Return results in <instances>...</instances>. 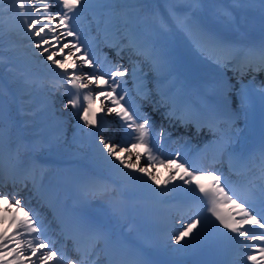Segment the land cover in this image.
Masks as SVG:
<instances>
[{
	"label": "snow or ice",
	"instance_id": "1",
	"mask_svg": "<svg viewBox=\"0 0 264 264\" xmlns=\"http://www.w3.org/2000/svg\"><path fill=\"white\" fill-rule=\"evenodd\" d=\"M260 3L264 7V0H260ZM88 6L89 0H12V7L24 25V34L32 40L34 49L39 50L38 55L43 57L41 63L60 77L64 84L65 93L69 97L65 107L77 108L78 114L82 113L79 119L91 127L96 124L93 105L102 98L99 111L106 115L115 113L119 118L124 129L123 137L115 142L111 137L107 139L104 135L98 137L101 152L108 163L117 172L140 180L151 192L160 195L171 192L167 185L178 178L183 185L189 186V190L202 194L200 200L206 211L215 217L213 223L218 222L215 224L216 233L218 236L228 237L237 249L244 250L245 264H264V141L258 150L246 157L233 148L232 130L235 123L233 117L222 121L223 128L215 123L209 126L216 137L221 157L228 153L229 159L238 164H243L245 159L259 161L262 178L259 184L250 181L247 185L237 186L216 169L200 168L187 161L180 162L179 153L166 156L163 152L164 130L157 131L150 117L142 113L139 107L129 103L126 99L128 91L124 88L126 82L117 79L123 77L127 69L121 70L122 66L114 65L103 70L102 62L92 56L91 45L86 40H81V33L73 21ZM54 7L58 10L53 11ZM2 23L0 18V25ZM207 39L211 41V37ZM2 43L3 31L0 28V44ZM212 43L215 44L214 41ZM127 46L135 55L150 60L156 67L166 63L154 46L144 43L135 35L128 37ZM215 46L229 51L223 45ZM86 66L90 71H85ZM224 66H228L227 61ZM238 70L241 72L264 70V42L260 45L258 56L248 60ZM37 86L43 85L37 83ZM138 94L142 98L147 97V93L143 91H139ZM161 103L169 108V112L166 113L169 118L179 119L184 124L193 122L190 118L191 113L187 110L177 115L174 101L170 104L162 99ZM101 121L104 124L108 123L104 117H101ZM167 135L171 136V133ZM141 160H144L143 164ZM19 163L17 158L13 167H17ZM161 165L170 169L169 177L163 181L154 172V169ZM124 169L129 171L125 172ZM3 170V129L0 128V177ZM132 170L141 175L133 176ZM153 185H163L164 188ZM13 187L15 189V184ZM93 191L99 195H109L114 190L105 185H98ZM0 203L5 205L0 209V212L5 213L0 216V223H4L9 218L7 214L11 213L8 227L0 231V264H89L102 241L109 252L110 264H149L142 253L128 250L119 239H113L103 224L84 219L70 222L73 235L67 238L73 240L74 250L79 257L73 259L63 248L56 247L57 241L47 234L49 228L39 213L22 202L18 190L0 193ZM225 206H228L227 210ZM208 222L209 218L206 217L205 227L197 230L193 236L197 225L201 224L200 216L196 215L174 235V242L179 244L189 236L192 240H199Z\"/></svg>",
	"mask_w": 264,
	"mask_h": 264
},
{
	"label": "rangeland",
	"instance_id": "2",
	"mask_svg": "<svg viewBox=\"0 0 264 264\" xmlns=\"http://www.w3.org/2000/svg\"><path fill=\"white\" fill-rule=\"evenodd\" d=\"M115 1L119 3L116 4V6H121V15L118 17V21L116 22L118 26H122V28L119 30H121L120 32H123L125 36L127 35V39L130 35H135L138 38L142 36L147 38L148 41H154L156 37L157 39L161 36L163 37V34L170 31V27H167V19H169L170 23L175 26V28L172 26V30L174 31L177 28L176 34L181 35V33H177V30L181 29L182 22H186V26L187 28H190L191 31L189 32L192 33V35H190L187 31V35H183L181 37L184 42L183 52L187 56L192 55L193 57H196L195 53L187 42L188 39L192 42V44H196L195 50L198 55L199 64L206 67L205 71L194 68L188 63L185 55H183L181 59L180 52L176 49L174 50L170 44L171 38L164 36L162 39H160L159 44L166 48L165 56H163L164 60L166 61L165 57H167L168 62L170 63L156 67L150 60H148L146 64L150 63L152 65L151 81H145L140 87H138L139 91L154 95H150V98L147 99H143L142 97L136 98L134 97V94L128 90V97H126V99L129 100V103L139 107L142 113L147 114L150 117L154 128L156 115L152 114L151 106L152 104H156L157 110H161L162 108V103H158V96L160 95L156 96L158 92V85H160V83L157 85L156 77L157 79H161L160 82H165L167 85L164 89V92H166L167 95H171L173 91L176 92L177 101L180 103L188 94V84L191 76V80L192 82L194 81L193 83L196 88L192 92V95L200 97L201 93L203 92V94L207 97V100L213 99V101L216 102L222 110L226 111L229 104L231 105V108L236 109L237 112H239L241 116L238 120L242 121V123H245V126H242L241 134L239 135L241 143H243L246 138L256 142L257 136L259 137L260 143L264 141V135L261 132V127L264 124V105H262L259 109L258 107H255V102L250 99L246 88V86L249 84L251 87L257 90V96L260 98L262 96L264 97V79L262 84L260 83V74L254 76V78L239 77L233 79L229 76L230 69L224 66L226 61L228 62V66H234L239 59L240 51L247 52L251 57L250 59L253 58V49L259 52L260 45L262 42H264V7L261 6L260 0H159V9L162 11V14L163 12L166 13V18L163 21H159L158 26H155L149 22V15L153 12L155 4H152L150 7L145 6L144 4V2H150L151 0ZM155 2L157 3L158 0H155ZM179 5L181 8L180 13H176L177 19L175 20L170 18L168 15L175 13L174 6ZM186 13L191 15V17L196 18L199 28H194V24L192 22H187V19L182 17V14ZM0 18H2V20H10L8 24L9 34L6 40V45L11 47L13 54L9 55V58L17 63L20 61L26 62L31 65L30 68L33 70L32 80L26 79L25 82H21L19 79L22 77V75H19L20 78L18 76L13 77V75L10 74V71L7 70L8 68L3 70V67H1L2 71L0 72V77L4 79L8 87L12 89L18 97L17 101L20 105V109L24 111L21 114L23 120L26 122L32 121L34 124L38 123V128L41 131L46 130V126H44V124L41 122L46 120L49 116L55 117V121H57L59 118L67 128H70L72 125V130H77L78 126L79 129L88 128V133L84 139H81L83 143H81L78 139L74 143H70L65 139L66 145L68 144L67 146L60 148L53 147L49 148V150L57 149L58 154L65 159L72 158L73 154H75L74 157L77 159L84 158L86 161L89 159L94 164L93 166H95V170L101 171L103 174L109 176L117 172L113 166L108 163L104 156L98 154L97 152L91 151L93 146H86V141H89L92 138V132L90 133V128L96 127V124L101 117L102 112L99 111L101 105H99V107H96V104L93 105V111L96 112V124L91 127L85 125L83 120L79 119V115H82V113L78 114L77 108H73L72 106L65 107L69 97L65 93L64 84L62 83L60 77H57L54 73L50 72L46 65L41 63L43 57L38 55L39 50L34 49L32 40H30L24 34V25L12 7V0H0ZM240 29L243 31L242 36L239 38V35L236 34H238V30ZM219 31L225 39H228V41L224 40ZM147 34L149 35L147 36ZM251 36L254 38L258 37L259 39L253 40ZM207 37H211V41H209ZM212 41H214L215 44L225 46L227 49H229V51L226 52L221 48L216 47ZM198 44H200L202 47H199ZM96 48L99 49V46H92V55H94L96 52H94ZM157 49H159V47H157ZM203 49H206L209 55L205 54ZM174 51L176 52L174 53ZM173 59L177 65L172 63ZM98 60L102 62V57ZM93 62L95 63V60ZM85 71H90V68L86 66ZM40 79L43 80V86L38 87L35 83L41 84ZM117 79L124 81L122 77H117ZM201 79L202 89H199L198 82ZM141 80L142 79H139L138 81L140 82ZM224 85H227V87L225 88ZM220 86L224 88V91H226V94L229 96L228 100L223 96V92L218 90ZM235 87H237L236 90H234ZM139 91L136 90L135 93H138ZM44 96L49 99V102H47L49 104L43 109H39L38 102L43 101L42 98ZM196 101L202 105L203 109H208L207 106L203 104L204 101L201 97ZM27 104H29L30 107L28 111L29 113L25 112ZM2 106L5 105L2 104ZM81 106H83V101L81 102ZM12 109H14L13 104ZM252 109H255V112L257 113L256 134L254 137H250L248 135L252 124ZM30 113H33L35 116L33 118L29 117ZM214 113L218 114L219 109L214 108ZM3 116L4 114L1 115V117ZM120 128H122L120 120L115 118L114 122V118L111 119V125L107 128L105 138L107 139L111 137L114 142L118 141L117 136H111V133H117L120 131ZM161 129L164 130L163 126ZM164 146H166V141L164 142L163 147ZM77 152L82 153L83 157ZM121 155H124V153H121ZM133 159H135V157H133ZM143 162L144 160H141V164H143ZM78 169H80L79 166ZM155 174L158 175L159 179H161L159 172H155ZM140 175L141 174H138L137 176ZM120 177H123V175ZM74 183V173H71L69 177V184L74 185ZM125 185H127L125 188L127 193V190L131 189L134 195L137 193V195H135L137 197L142 196L144 198H150V190L144 186L141 181L137 185ZM49 191L60 199L62 196H64V191L66 192V189H64L63 186L62 192L60 194H58L57 191L52 188H49ZM93 196L95 202L102 206L108 205L113 198L111 193L109 195H97L95 193ZM0 207L4 208L5 205L0 203ZM57 208L58 202H56L55 208H52V212L42 214L40 215V218L45 222L47 227L49 226V232L47 234L57 241L56 247L59 249L61 248V243L63 240L51 232L54 228L56 218L54 217V214ZM150 210L151 208L147 207L145 203L142 202V206L140 207V212L138 214L140 221V232L147 236L150 234V228L149 225L145 224V220L151 217ZM98 212V210L89 209V214L92 216L97 215ZM3 215L5 214H1L0 216ZM8 217L9 218L5 220V223H1L4 228L8 227L10 223L11 213L8 214ZM46 217H49L52 221L48 222ZM68 218L71 220L76 218V216ZM114 219L120 221L121 216ZM202 223L203 219L201 218V227L200 224L197 225V229L194 230L193 236L197 230L202 228ZM119 228L120 225L118 224L115 228V232H118ZM130 236L132 239L136 238V235L133 231L130 232ZM186 238L188 241L185 244ZM185 239L182 240L179 245L183 250L192 252L199 240H192L191 236L185 237ZM196 250L197 249H195V251ZM166 251L168 252L169 249L167 248Z\"/></svg>",
	"mask_w": 264,
	"mask_h": 264
},
{
	"label": "trees",
	"instance_id": "3",
	"mask_svg": "<svg viewBox=\"0 0 264 264\" xmlns=\"http://www.w3.org/2000/svg\"><path fill=\"white\" fill-rule=\"evenodd\" d=\"M0 28H2V31H3V38L6 37V36H7V32H6V30H7L8 28H6V26H5V22L2 23V25H0ZM7 52H9V50H3V51L1 52V54H6Z\"/></svg>",
	"mask_w": 264,
	"mask_h": 264
},
{
	"label": "bare ground",
	"instance_id": "4",
	"mask_svg": "<svg viewBox=\"0 0 264 264\" xmlns=\"http://www.w3.org/2000/svg\"><path fill=\"white\" fill-rule=\"evenodd\" d=\"M152 114L154 115V110H152ZM114 114H112L111 116H113ZM180 133H182L183 131H185V129H179ZM182 131V132H181ZM188 138V136H187Z\"/></svg>",
	"mask_w": 264,
	"mask_h": 264
}]
</instances>
